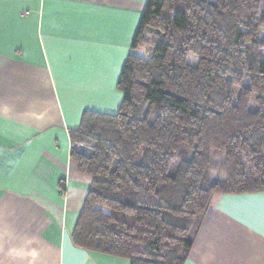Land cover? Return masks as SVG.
<instances>
[{
  "label": "trees",
  "instance_id": "obj_1",
  "mask_svg": "<svg viewBox=\"0 0 264 264\" xmlns=\"http://www.w3.org/2000/svg\"><path fill=\"white\" fill-rule=\"evenodd\" d=\"M116 89L69 135L91 178L71 241L184 264L214 197L264 193V0H147Z\"/></svg>",
  "mask_w": 264,
  "mask_h": 264
},
{
  "label": "crops",
  "instance_id": "obj_2",
  "mask_svg": "<svg viewBox=\"0 0 264 264\" xmlns=\"http://www.w3.org/2000/svg\"><path fill=\"white\" fill-rule=\"evenodd\" d=\"M146 3L0 0V264H129L71 241L91 178L69 135L118 112ZM184 264H264V193L214 197Z\"/></svg>",
  "mask_w": 264,
  "mask_h": 264
}]
</instances>
